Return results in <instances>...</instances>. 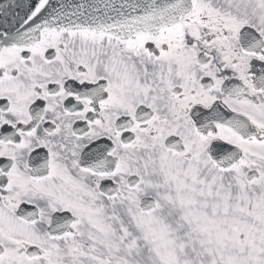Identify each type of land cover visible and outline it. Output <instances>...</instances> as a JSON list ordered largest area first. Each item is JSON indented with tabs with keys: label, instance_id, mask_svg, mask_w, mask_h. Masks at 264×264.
I'll list each match as a JSON object with an SVG mask.
<instances>
[{
	"label": "snow or ice",
	"instance_id": "1",
	"mask_svg": "<svg viewBox=\"0 0 264 264\" xmlns=\"http://www.w3.org/2000/svg\"><path fill=\"white\" fill-rule=\"evenodd\" d=\"M0 264H264V0L0 2Z\"/></svg>",
	"mask_w": 264,
	"mask_h": 264
}]
</instances>
